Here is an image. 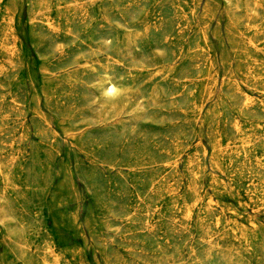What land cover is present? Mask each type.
Instances as JSON below:
<instances>
[{
    "label": "rangeland",
    "instance_id": "374dc122",
    "mask_svg": "<svg viewBox=\"0 0 264 264\" xmlns=\"http://www.w3.org/2000/svg\"><path fill=\"white\" fill-rule=\"evenodd\" d=\"M0 264H264V0H0Z\"/></svg>",
    "mask_w": 264,
    "mask_h": 264
},
{
    "label": "bare ground",
    "instance_id": "6f19581e",
    "mask_svg": "<svg viewBox=\"0 0 264 264\" xmlns=\"http://www.w3.org/2000/svg\"><path fill=\"white\" fill-rule=\"evenodd\" d=\"M104 94L105 96L113 102L114 99H120L121 88L117 81L111 77H107V83L104 85ZM118 103V100L115 101V105Z\"/></svg>",
    "mask_w": 264,
    "mask_h": 264
}]
</instances>
